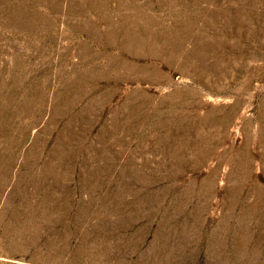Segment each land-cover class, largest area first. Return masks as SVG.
I'll use <instances>...</instances> for the list:
<instances>
[{
    "label": "rangeland",
    "instance_id": "374dc122",
    "mask_svg": "<svg viewBox=\"0 0 264 264\" xmlns=\"http://www.w3.org/2000/svg\"><path fill=\"white\" fill-rule=\"evenodd\" d=\"M0 264H264V0H0Z\"/></svg>",
    "mask_w": 264,
    "mask_h": 264
}]
</instances>
